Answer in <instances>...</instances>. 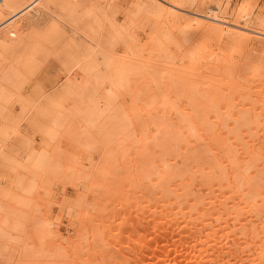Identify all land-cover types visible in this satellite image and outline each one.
Segmentation results:
<instances>
[{"label":"bare ground","instance_id":"6f19581e","mask_svg":"<svg viewBox=\"0 0 264 264\" xmlns=\"http://www.w3.org/2000/svg\"><path fill=\"white\" fill-rule=\"evenodd\" d=\"M0 264H264V0H0Z\"/></svg>","mask_w":264,"mask_h":264}]
</instances>
